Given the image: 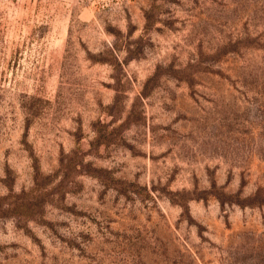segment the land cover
Masks as SVG:
<instances>
[{
  "label": "rangeland",
  "instance_id": "rangeland-1",
  "mask_svg": "<svg viewBox=\"0 0 264 264\" xmlns=\"http://www.w3.org/2000/svg\"><path fill=\"white\" fill-rule=\"evenodd\" d=\"M0 264H264V0H0Z\"/></svg>",
  "mask_w": 264,
  "mask_h": 264
}]
</instances>
